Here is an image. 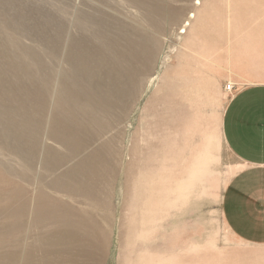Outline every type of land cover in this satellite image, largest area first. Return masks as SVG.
I'll use <instances>...</instances> for the list:
<instances>
[{"label": "rangeland", "instance_id": "374dc122", "mask_svg": "<svg viewBox=\"0 0 264 264\" xmlns=\"http://www.w3.org/2000/svg\"><path fill=\"white\" fill-rule=\"evenodd\" d=\"M146 1L152 12L126 0H0V209L10 199L26 202L29 212L43 202L71 214L89 230L100 264H137L141 253L149 254L142 258L145 264H264V246L239 240L223 219L222 199L236 166L219 127L232 97L226 92L228 69L244 78L240 84L264 83V0ZM131 35L142 43L130 42L135 41ZM125 43L139 57L135 95L127 111L101 107H107L108 133L86 151L107 140L101 169L108 172L88 174V187L44 186L51 175L42 179L41 169L28 170L10 149L20 139L24 144L30 140L22 127L34 109L29 92L46 91L37 118L39 149L51 145L60 150L50 137L59 92L67 88L70 96L78 83L88 104L100 102L86 88L94 82L105 90L116 82L108 48ZM186 47L203 56L212 48L214 64H198ZM19 71L32 80H21L14 99L8 92L16 87ZM18 99L25 101L24 109ZM190 125L194 132L186 136ZM204 136L210 145L215 141L213 159L204 154L208 149H198ZM170 145L178 164L164 183L159 210L144 219L145 227L141 211L132 208L142 197L140 173L158 168L157 160ZM5 216L0 213V225ZM143 229L149 235H140ZM26 231L29 242L33 229L27 223ZM1 241L9 252L8 236Z\"/></svg>", "mask_w": 264, "mask_h": 264}, {"label": "bare ground", "instance_id": "6f19581e", "mask_svg": "<svg viewBox=\"0 0 264 264\" xmlns=\"http://www.w3.org/2000/svg\"><path fill=\"white\" fill-rule=\"evenodd\" d=\"M126 1L131 3V5L138 10L153 11L148 9L149 4L146 0ZM191 17L196 19L194 14ZM186 25L190 24L187 23ZM132 36L133 35L130 37ZM116 38L119 40L117 36ZM135 38L136 37H134V39ZM125 40H127V38ZM130 42H133V44H140L142 43V39L137 38L135 41L133 40ZM126 44L127 43H125V46L122 45L121 47L119 46L120 43L119 45L112 44L113 46L108 48L110 54L113 55L111 56V63L114 67L113 70L117 72V74L115 73V79L113 78L114 82L115 80L116 82L113 85L108 84L105 90H98L99 85L94 82H91L92 84L86 88L87 92H95L100 102L95 101L93 104H88L85 98L82 97L83 92L77 87L78 83L74 84L70 96L66 91L67 88H63L59 92L55 107L56 114L51 122L50 137L51 140L59 146L60 150H57V148L51 145L42 146V148L39 149L38 138L40 135V121L38 122L37 118L45 105L46 91L44 89L34 88L29 92L28 100L34 102V109L31 110L30 116L24 119L22 127L30 135V140L29 142L25 140L27 143L24 144L23 140L20 139L17 141V144L10 149L13 151L16 159L21 161L28 170L36 168L37 171H39V169H41L42 179L44 175L45 178L51 175V179L46 182L44 186L48 188H66L68 190H73L78 186L88 187L89 180L86 178L88 174L98 172V170L102 173L108 172L105 168L101 169V165L105 163L108 149L107 140L99 143V145L92 150L93 152L86 154V151L90 146L94 145L98 137H103L108 133V123H106L104 119L107 116V107L100 110L101 107L109 104V106L121 107L122 111H127V101L135 95V76L137 74L135 67L139 64V57L134 53L133 47L131 46L129 48V44ZM186 48L190 50L191 58L198 64L200 63L202 66L214 64V50L212 48L206 50V53H208L207 56L199 54L197 50L190 47ZM85 58L86 61H84V63H87L88 59L86 56ZM109 59L110 57L108 60ZM143 60L144 59H142L141 65L143 69H145L148 67V64L147 61ZM103 62H105L104 59ZM92 63L93 62H91V64ZM15 71L18 72V69L16 68ZM87 74H90V72ZM227 74L230 79V85L236 86L240 84L238 82L244 80V78L233 71V69H228ZM18 77L19 79H15L16 87H14L11 92H8V96L14 99L18 97L17 91L20 89H16L20 87L21 80H32L29 73L25 72L21 73L19 71ZM247 81L248 83H252L249 82V80ZM128 85L132 87L133 91L128 90ZM241 85L244 84L241 83ZM186 90L189 89L186 88ZM186 99L189 103L192 102L190 97L187 96ZM18 102L21 106L19 109H24L25 101L23 99H18ZM194 103L192 102V105H196ZM198 104L199 103H197V105ZM11 119H14L13 115ZM32 120H34V122ZM219 122L221 124V117ZM191 123H193V121ZM189 127L191 128L189 129ZM189 127H187L184 133L186 136L194 132L193 127L195 129V126L190 125ZM207 140L208 136H204L203 143L201 145L199 144L200 146H198V149H201V152L208 149V152L204 154H210L209 159H213L215 153L214 151L211 153V147L215 145V141L213 145H210ZM173 142L175 143L176 141L173 140ZM171 144L173 145V143ZM169 149H171V145L168 149L166 148L164 156H161L157 160L158 168L148 172L146 168H144L140 173L143 180L141 184L142 197L140 196L141 199L139 204L136 202L135 207L132 208H138L141 211L143 214V225L145 227L146 223L144 219L151 217L155 210H159L162 204L161 193L164 192V183L168 180L171 173H174V169L178 164L177 158L174 157L175 155L170 154L171 152H169ZM179 151L180 150H178L177 154L181 153ZM81 154L82 156L79 157ZM69 163L71 164L68 165ZM43 181L45 183V180H42V183ZM5 202L6 208L3 207L0 209V213L4 212V214H6L3 219L4 221L0 225V264H100L99 257L93 247L94 243L91 234L81 220L74 218L71 214L62 213L54 207H48L44 205L43 202L31 208L30 212L27 203L24 201L17 203L15 201L10 202V199H6ZM27 216L30 218L28 222L26 220ZM26 223L33 229L29 242L25 241L28 236L27 231L24 235ZM142 233L149 235L148 231L146 232L145 229L141 231L140 235H142ZM7 236L10 241L9 252L3 250L4 248L1 241V239L5 240ZM146 238L149 237L146 236ZM142 258H149V254L141 253L138 257L137 264H145L142 262ZM158 264H170V260H165Z\"/></svg>", "mask_w": 264, "mask_h": 264}, {"label": "crops", "instance_id": "0c3cea01", "mask_svg": "<svg viewBox=\"0 0 264 264\" xmlns=\"http://www.w3.org/2000/svg\"><path fill=\"white\" fill-rule=\"evenodd\" d=\"M237 86L220 124L236 166L225 187L222 215L239 240L264 246V83Z\"/></svg>", "mask_w": 264, "mask_h": 264}, {"label": "built area", "instance_id": "2783aa9c", "mask_svg": "<svg viewBox=\"0 0 264 264\" xmlns=\"http://www.w3.org/2000/svg\"><path fill=\"white\" fill-rule=\"evenodd\" d=\"M236 91V86H234V85H228L227 86V88H226V92L228 93V94H233L234 92Z\"/></svg>", "mask_w": 264, "mask_h": 264}]
</instances>
